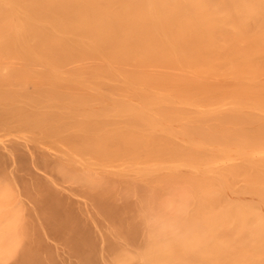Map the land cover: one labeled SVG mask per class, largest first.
Here are the masks:
<instances>
[{
	"label": "bare ground",
	"instance_id": "6f19581e",
	"mask_svg": "<svg viewBox=\"0 0 264 264\" xmlns=\"http://www.w3.org/2000/svg\"><path fill=\"white\" fill-rule=\"evenodd\" d=\"M0 264H264V0H0Z\"/></svg>",
	"mask_w": 264,
	"mask_h": 264
},
{
	"label": "clouds",
	"instance_id": "9594fccd",
	"mask_svg": "<svg viewBox=\"0 0 264 264\" xmlns=\"http://www.w3.org/2000/svg\"><path fill=\"white\" fill-rule=\"evenodd\" d=\"M139 219L143 221L145 228V236L148 240L149 236L158 228L159 226V214L155 207L145 204L143 208L140 209Z\"/></svg>",
	"mask_w": 264,
	"mask_h": 264
}]
</instances>
